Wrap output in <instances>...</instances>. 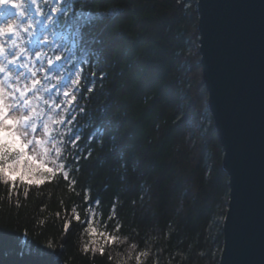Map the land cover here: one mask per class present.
I'll use <instances>...</instances> for the list:
<instances>
[{
  "label": "trees",
  "instance_id": "trees-1",
  "mask_svg": "<svg viewBox=\"0 0 264 264\" xmlns=\"http://www.w3.org/2000/svg\"><path fill=\"white\" fill-rule=\"evenodd\" d=\"M196 1L77 0L78 10L107 15L91 23L98 56L92 49L85 73L105 76L88 101L84 123H94L83 137L95 133L94 150L74 174L76 190L90 186L98 226L118 240L103 255L85 253L75 221L63 233L74 204L84 215L66 182L27 197L0 184V264H47L41 248L51 264H136L141 251V264H219L229 185L206 107Z\"/></svg>",
  "mask_w": 264,
  "mask_h": 264
},
{
  "label": "snow or ice",
  "instance_id": "snow-or-ice-1",
  "mask_svg": "<svg viewBox=\"0 0 264 264\" xmlns=\"http://www.w3.org/2000/svg\"><path fill=\"white\" fill-rule=\"evenodd\" d=\"M75 3L0 0V184L7 186L9 196L22 187L27 197L30 187L66 182L69 191L84 202V215L74 204L70 218L62 219L63 233L75 221L88 236L83 251L103 255L105 245L116 243L118 237L98 226L96 208L101 201L92 198L90 186L83 194L77 191L80 181L74 174L94 150L91 140L95 133L83 137L85 128L94 123H84L86 102L105 73L98 76L93 70L85 74L86 66L93 67L95 62L89 60L79 36L93 13L76 10ZM103 15L107 13H100ZM61 33H68V39ZM214 224L209 225L210 233ZM119 228L117 224L116 230ZM37 252L51 264L50 251L41 248ZM146 255L139 252L136 264Z\"/></svg>",
  "mask_w": 264,
  "mask_h": 264
},
{
  "label": "water",
  "instance_id": "water-1",
  "mask_svg": "<svg viewBox=\"0 0 264 264\" xmlns=\"http://www.w3.org/2000/svg\"><path fill=\"white\" fill-rule=\"evenodd\" d=\"M208 109L228 175L219 264H264V0H198Z\"/></svg>",
  "mask_w": 264,
  "mask_h": 264
},
{
  "label": "bare ground",
  "instance_id": "bare-ground-1",
  "mask_svg": "<svg viewBox=\"0 0 264 264\" xmlns=\"http://www.w3.org/2000/svg\"><path fill=\"white\" fill-rule=\"evenodd\" d=\"M83 11L85 13L92 12V11L85 10V9ZM92 13H93L92 21L81 29V31H82V42H81V44H82L83 48L86 50V54L88 55V58H89V53H92V49H93V51L95 53V56H98V53H97V51L95 49L96 48L95 45H96L97 40H96V36L93 34V31H92L93 30V26L91 27V23L93 21H95L96 19L99 20L101 18L106 17L105 15L100 16V13H97V12H92ZM101 13H102V11H101ZM90 55L93 56V54H90ZM84 71H85V69H84ZM88 101L86 102L87 105H88ZM228 201H229V199H228Z\"/></svg>",
  "mask_w": 264,
  "mask_h": 264
},
{
  "label": "rangeland",
  "instance_id": "rangeland-1",
  "mask_svg": "<svg viewBox=\"0 0 264 264\" xmlns=\"http://www.w3.org/2000/svg\"><path fill=\"white\" fill-rule=\"evenodd\" d=\"M197 3H198V0L196 1V9H198V6H197ZM197 13H198V11H197ZM198 18H199V15H198ZM197 29H198V25H197ZM199 39H200V35H199V30H198V42H197V53H198V56H199V66H200V70H201V78H202V66H201V64H200V61H201V55H200V53H199V48H200V44H199ZM202 84H203V88L205 89V84H204V82H203V79H202ZM205 91H206V107L208 108V92H207V90L205 89ZM209 110V109H208ZM213 122V121H212ZM222 225H223V223H222Z\"/></svg>",
  "mask_w": 264,
  "mask_h": 264
}]
</instances>
